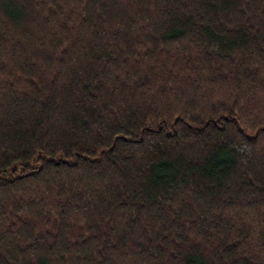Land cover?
Instances as JSON below:
<instances>
[{
    "label": "trees",
    "instance_id": "1",
    "mask_svg": "<svg viewBox=\"0 0 264 264\" xmlns=\"http://www.w3.org/2000/svg\"><path fill=\"white\" fill-rule=\"evenodd\" d=\"M0 264H264V0H0Z\"/></svg>",
    "mask_w": 264,
    "mask_h": 264
}]
</instances>
